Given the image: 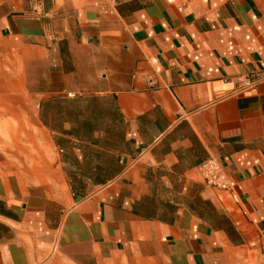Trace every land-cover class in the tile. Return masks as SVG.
I'll use <instances>...</instances> for the list:
<instances>
[{
    "label": "crops",
    "instance_id": "crops-1",
    "mask_svg": "<svg viewBox=\"0 0 264 264\" xmlns=\"http://www.w3.org/2000/svg\"><path fill=\"white\" fill-rule=\"evenodd\" d=\"M180 6L0 0V264H259L264 0Z\"/></svg>",
    "mask_w": 264,
    "mask_h": 264
},
{
    "label": "built area",
    "instance_id": "built-area-1",
    "mask_svg": "<svg viewBox=\"0 0 264 264\" xmlns=\"http://www.w3.org/2000/svg\"><path fill=\"white\" fill-rule=\"evenodd\" d=\"M180 1V9L195 0H179ZM262 81H264V76H245L240 86L237 89L238 94H244L254 90ZM200 172L203 178L204 184L212 189H216L219 191H227L229 189V184L224 173V170L215 159H207L204 161L200 167ZM259 264H264V249L261 250V257Z\"/></svg>",
    "mask_w": 264,
    "mask_h": 264
}]
</instances>
